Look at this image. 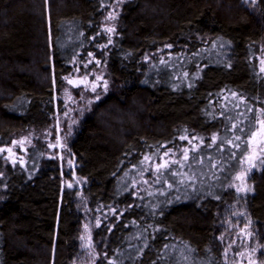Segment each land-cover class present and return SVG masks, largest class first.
<instances>
[{"label": "trees", "instance_id": "obj_1", "mask_svg": "<svg viewBox=\"0 0 264 264\" xmlns=\"http://www.w3.org/2000/svg\"><path fill=\"white\" fill-rule=\"evenodd\" d=\"M95 63L109 90L70 146L87 184L63 192L41 138ZM263 110L264 0H0V264H76L81 198L93 264H226L229 222L264 260V168L252 193L231 189Z\"/></svg>", "mask_w": 264, "mask_h": 264}, {"label": "rangeland", "instance_id": "obj_2", "mask_svg": "<svg viewBox=\"0 0 264 264\" xmlns=\"http://www.w3.org/2000/svg\"><path fill=\"white\" fill-rule=\"evenodd\" d=\"M128 1L130 0H120V3ZM245 1L247 5L257 2V0ZM115 17L114 11L110 12L108 18L111 20ZM66 82L67 86L60 97L64 105L57 113V120L51 132L41 138L46 145L47 159L57 162L61 168L63 192L81 190L87 184L77 174V164L70 146L81 124L82 120L79 119L86 108L104 99L103 93L109 90L110 84L106 71L100 63L90 64L86 71L75 73ZM260 121H264V110L259 118L256 135L251 139L250 152L245 157L239 176L232 185L233 194L244 196L252 193L253 177L260 174L264 168V131H261ZM33 141H35L34 136L20 138L13 146L5 149L6 158L13 164H24L28 148ZM80 202L84 208V224L80 238L81 256L76 264H93L96 261L97 251L94 239L95 223L83 198ZM221 240L225 249L226 264H264L261 253L263 248L248 225L227 223Z\"/></svg>", "mask_w": 264, "mask_h": 264}, {"label": "snow or ice", "instance_id": "obj_3", "mask_svg": "<svg viewBox=\"0 0 264 264\" xmlns=\"http://www.w3.org/2000/svg\"><path fill=\"white\" fill-rule=\"evenodd\" d=\"M108 31H112V29H108ZM260 124H261V131H264V121H260ZM252 135L255 136L256 133L254 132ZM237 139H239V137H237ZM165 154H167V153H165ZM184 158L187 159V153L186 152L184 153ZM145 159H147V157ZM165 166L166 165H158V167H165Z\"/></svg>", "mask_w": 264, "mask_h": 264}]
</instances>
